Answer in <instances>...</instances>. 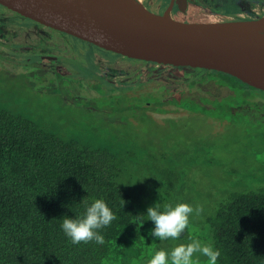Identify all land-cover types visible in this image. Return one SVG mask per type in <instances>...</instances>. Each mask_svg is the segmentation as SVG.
Returning a JSON list of instances; mask_svg holds the SVG:
<instances>
[{"label": "rangeland", "instance_id": "374dc122", "mask_svg": "<svg viewBox=\"0 0 264 264\" xmlns=\"http://www.w3.org/2000/svg\"><path fill=\"white\" fill-rule=\"evenodd\" d=\"M230 3L216 0L213 6L227 9ZM7 11L9 17H19L21 23L32 22L11 8ZM192 12L194 21L219 18L200 9ZM33 23L40 35L56 41L58 47L47 51L49 54L68 55L60 56L63 60H52L56 63L48 60L53 64L48 65L52 70L49 77L55 79L57 88L44 90L48 86L46 78L42 83L36 82L25 67L9 72L10 67L0 62V69H4L0 72V96L14 100L30 112L42 114L49 121H57L66 132L74 128L86 130L94 125L104 135L115 134L111 137L120 146L132 144L142 148L133 150L134 158L128 162L126 178L132 193L156 196L157 181L165 183L166 180L170 197L175 200L173 206L181 202L203 206L201 215L192 217L190 227L180 239L165 241L161 249L170 252L193 238L211 242L204 218L232 191L255 186L264 178V91L232 78L228 80L222 74H211L205 68L120 55L40 21ZM28 39L38 38L30 36L24 40ZM3 55L13 57L6 50ZM20 55L21 58L17 57L20 63L31 59L27 53ZM119 59L125 61L113 65ZM56 67L63 70L64 80L60 83ZM113 73V79L124 87L120 96L127 95L133 104H139L131 107L130 116L129 112L116 113L110 109L97 112L86 103H99L100 96L90 93L89 89L98 94L93 82H105ZM225 92L246 108L233 119L219 118L191 107L197 95L200 100L208 98L203 94L216 98L217 93ZM200 264H206L205 257H200Z\"/></svg>", "mask_w": 264, "mask_h": 264}, {"label": "trees", "instance_id": "16d2710c", "mask_svg": "<svg viewBox=\"0 0 264 264\" xmlns=\"http://www.w3.org/2000/svg\"><path fill=\"white\" fill-rule=\"evenodd\" d=\"M206 70L256 88L231 74ZM50 88L57 87L44 90ZM217 94H203L208 98L200 100L197 95L189 105L227 119L246 109L228 92ZM86 103L97 112L129 116L131 107L139 106L127 95L105 93L99 103ZM57 123L0 96V264H146L167 241L149 235L155 224L147 210L159 203L163 211L175 203L168 182L157 181L156 196L135 195L126 171L133 150L142 148L120 146L111 137L115 134L104 135L94 125L66 132ZM256 185L232 191L204 218L211 243L221 251L218 264H264V178ZM96 199L117 217L99 230L105 243L72 244L61 228L63 218L83 217Z\"/></svg>", "mask_w": 264, "mask_h": 264}, {"label": "water", "instance_id": "95a60500", "mask_svg": "<svg viewBox=\"0 0 264 264\" xmlns=\"http://www.w3.org/2000/svg\"><path fill=\"white\" fill-rule=\"evenodd\" d=\"M28 17L122 55L231 74L264 90V16L184 21L142 0H0Z\"/></svg>", "mask_w": 264, "mask_h": 264}, {"label": "flooded vegetation", "instance_id": "af4514ba", "mask_svg": "<svg viewBox=\"0 0 264 264\" xmlns=\"http://www.w3.org/2000/svg\"><path fill=\"white\" fill-rule=\"evenodd\" d=\"M142 1L151 10L157 13H164L171 6L173 0H142ZM214 1L216 0H174L171 13L175 18L184 21H194L195 19L192 11L196 9H200L205 13L214 14L215 16L219 17L214 20L254 19L264 16V0H229L231 3L229 4V7L227 9L225 8L218 9L214 7L213 6ZM7 8L9 7L0 2V62L6 63L8 67H10L11 70L8 69L9 72L21 67H25L24 70L29 71L32 76L31 78L35 79L36 82H41V80L46 78L48 84L46 88L50 86L56 88L57 82L55 81V79L49 77L52 75V72H50L52 70L49 69L50 66L48 65H53V64L48 63V60L50 61L57 60V58L62 59V57L60 56L67 57L68 55L59 54L57 56V55H51V53L49 54L47 51H50L52 48L58 46L55 45L56 41L54 42V40L46 38L44 35H40L39 31L37 30L36 26L33 23V21L35 22L38 20L29 17L32 19L30 20L32 21L31 23H21L19 17L12 18L8 16ZM214 20H205V21H214ZM30 36L38 39L24 40L25 37H30ZM18 38L21 40H19ZM60 45H62L63 47V44ZM3 50L8 51L13 57L4 56ZM22 52L24 54L27 53L31 55V59L29 61H23L20 63L17 57L21 58L20 54ZM121 61H125V60L124 59L116 60L113 63V65H118L117 63ZM52 62L56 63V61H52ZM56 68L59 72L57 77H59V75L63 73V70L61 67H56ZM1 71H4V69L2 70L0 69V72ZM113 75L114 73L112 74V77L105 80V82L102 81L93 82L92 84L93 87H95L94 83L96 82L95 84L100 85L101 89L104 90L103 93L98 92L99 96H102L104 93L105 94L111 93L112 95H117V96L120 95V92L122 89H124V87L119 83L118 80L113 79ZM54 77L56 76L54 75ZM60 78L61 76L59 77V79ZM100 82L102 83L100 84ZM132 89L133 87H131L129 91ZM89 91L94 95H98L95 94L93 92L94 90L92 91V89H89Z\"/></svg>", "mask_w": 264, "mask_h": 264}, {"label": "clouds", "instance_id": "9594fccd", "mask_svg": "<svg viewBox=\"0 0 264 264\" xmlns=\"http://www.w3.org/2000/svg\"><path fill=\"white\" fill-rule=\"evenodd\" d=\"M124 204L123 200V206ZM160 209L159 203L150 206L147 215L155 224L149 235L161 241L180 239L182 233L190 227L192 217H199L203 212L202 205L194 207L186 202L177 203L175 206L166 204L163 211ZM115 219L117 217L108 204L103 199H96L86 208L83 217L65 216L61 228L74 245L93 241L103 245L105 237L99 230L109 226ZM201 256L206 258V264H218L221 251L211 242L205 243L193 238L190 243L175 246L170 252L166 249L156 251L147 264H200Z\"/></svg>", "mask_w": 264, "mask_h": 264}]
</instances>
